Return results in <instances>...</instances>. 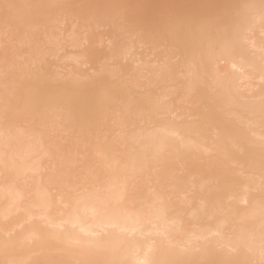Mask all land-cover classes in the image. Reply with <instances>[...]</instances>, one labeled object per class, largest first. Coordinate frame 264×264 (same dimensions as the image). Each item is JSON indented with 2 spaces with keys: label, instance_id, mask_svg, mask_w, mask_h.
Here are the masks:
<instances>
[{
  "label": "bare ground",
  "instance_id": "obj_1",
  "mask_svg": "<svg viewBox=\"0 0 264 264\" xmlns=\"http://www.w3.org/2000/svg\"><path fill=\"white\" fill-rule=\"evenodd\" d=\"M41 68L104 94L33 106ZM262 253L264 0H0V264Z\"/></svg>",
  "mask_w": 264,
  "mask_h": 264
},
{
  "label": "snow or ice",
  "instance_id": "obj_2",
  "mask_svg": "<svg viewBox=\"0 0 264 264\" xmlns=\"http://www.w3.org/2000/svg\"><path fill=\"white\" fill-rule=\"evenodd\" d=\"M35 79L39 81V87L33 88L31 102L33 106H46L49 101L58 100L63 108L71 111L75 106L86 107L91 99H99L104 94L103 86L97 84L91 77H78L68 81L55 68L50 72L38 69ZM47 91H43L44 88ZM71 88V95H63V90ZM91 94V96H90ZM264 255V253H262ZM264 264V260H262Z\"/></svg>",
  "mask_w": 264,
  "mask_h": 264
}]
</instances>
